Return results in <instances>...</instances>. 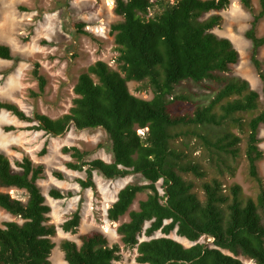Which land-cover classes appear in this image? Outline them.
Instances as JSON below:
<instances>
[{
	"label": "trees",
	"instance_id": "trees-1",
	"mask_svg": "<svg viewBox=\"0 0 264 264\" xmlns=\"http://www.w3.org/2000/svg\"><path fill=\"white\" fill-rule=\"evenodd\" d=\"M239 3L251 14L244 38L264 96L258 59L264 35H256L264 18V0H258L256 12L251 0ZM229 4V0H115L114 12L121 18L110 26L118 52L116 70L102 61L89 65L73 87L71 107L55 119L43 114L30 117L17 105L0 102V110L35 123L32 129L51 136L71 127L98 128L108 135L109 163L86 162L85 153L75 147L62 151L75 160L66 164L69 170L85 172L84 180L77 179L83 189L94 187L93 171L105 179L139 174L146 182L123 187L106 211L110 222L128 215L116 233L125 247L136 249L135 264H245L240 258L264 264V186L258 175L264 105L260 108V95L247 80L232 75L239 55L231 41L213 33L222 22L218 13ZM0 59H12L7 46H0ZM33 73L43 91V77L37 70ZM129 82L146 83L152 98L131 94ZM184 84L208 89L209 98L193 101L181 91ZM178 140L181 146H175ZM192 140L203 161L191 156ZM243 143L247 173L258 188L255 198L246 196L238 184L225 185L222 180L226 174L234 176ZM43 175L44 166L28 155L12 164L0 153V210L13 218L0 223V264H51L56 228L48 223L50 207L37 184ZM53 175L62 179L59 173ZM11 190L20 197H13ZM146 191L137 210H130L137 195ZM48 194L54 200L65 197L57 189ZM79 223L80 216L74 213L61 229L75 233ZM157 232L162 237L152 238ZM172 232L191 246L169 238ZM141 234L150 239L139 242ZM202 237L211 241L200 243ZM79 241L60 243L65 264H120L119 246L109 245L102 232L92 230Z\"/></svg>",
	"mask_w": 264,
	"mask_h": 264
},
{
	"label": "rangeland",
	"instance_id": "rangeland-1",
	"mask_svg": "<svg viewBox=\"0 0 264 264\" xmlns=\"http://www.w3.org/2000/svg\"><path fill=\"white\" fill-rule=\"evenodd\" d=\"M229 2V6L218 13L222 22L213 33L229 39L237 50L239 59L231 68L232 75L249 82L250 87L260 95L262 108L263 81L250 63V44L244 38L251 14L240 6L239 0ZM251 2L254 11H258V0ZM114 7L115 0H0V46H7L12 56L11 60L0 59V102L13 103L30 117L43 114L55 119L67 113L74 98L73 87L77 78L89 65L102 61L111 69H117L118 52L110 26L121 18L115 14ZM256 35H264V18L257 25ZM258 59L264 76V47L259 50ZM34 70L45 81L43 91L39 89L40 82ZM127 85L134 96L145 100L152 98V91L146 83L129 82ZM182 90L193 101L200 103L205 102L211 93L208 89L190 84H184ZM34 125L19 121L11 113L0 110V153H4L12 164L23 155H28L33 162L44 166L43 178L37 184L50 207L48 223L56 228L55 236L51 238L54 248L49 257L50 263L65 262L59 248L62 241L69 240L79 245L80 235L97 230L106 236L109 245L119 246L120 264H135L136 249L125 247L116 233L117 227L128 221V215L125 214L117 222H110L106 211L123 187L146 182L139 174L105 179L99 172L93 171L94 187L81 188L77 179L84 180L85 172L69 170L66 164L75 160L63 153L62 149L75 147L85 153L86 162L100 159L109 163L112 153L108 135L98 128L76 130L71 127L60 136H51L32 129ZM138 133L142 134V131L138 130ZM259 139L263 158L258 163V175L264 186V126L259 129ZM188 143L190 146L195 144L191 156L203 161L197 143L193 140ZM175 146H181L180 140L175 142ZM244 147L243 143L235 162L234 176L226 174L222 180L225 185L238 184L246 196L255 198L258 188L248 176ZM43 150L44 154L41 153ZM54 173L61 174L62 179L56 178ZM185 177L200 182L191 175ZM157 186L162 194L160 182ZM51 189L59 190L65 197L52 199L48 194ZM9 193L13 197H20V193L14 190ZM148 193L138 194L130 210H137L138 202L145 200ZM74 213L80 216L76 232L62 231L61 225ZM9 220L13 218L0 210V223ZM158 237H162L159 232L152 236ZM168 237L185 247L192 244L176 236L175 232ZM148 239L141 234L139 242ZM210 241L203 237L199 240L200 243ZM240 259L245 264H251L248 260Z\"/></svg>",
	"mask_w": 264,
	"mask_h": 264
},
{
	"label": "bare ground",
	"instance_id": "bare-ground-1",
	"mask_svg": "<svg viewBox=\"0 0 264 264\" xmlns=\"http://www.w3.org/2000/svg\"><path fill=\"white\" fill-rule=\"evenodd\" d=\"M182 239H183V238H182ZM52 255H53V254H52ZM51 257H52L51 259L53 260V256H51ZM62 262H63V261H62ZM62 264H65V262H64V263H62Z\"/></svg>",
	"mask_w": 264,
	"mask_h": 264
}]
</instances>
